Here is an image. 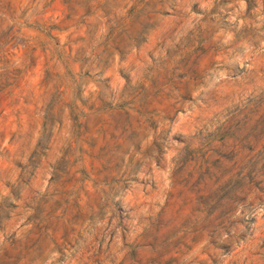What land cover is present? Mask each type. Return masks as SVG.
I'll use <instances>...</instances> for the list:
<instances>
[{"label": "rangeland", "instance_id": "rangeland-1", "mask_svg": "<svg viewBox=\"0 0 264 264\" xmlns=\"http://www.w3.org/2000/svg\"><path fill=\"white\" fill-rule=\"evenodd\" d=\"M0 264H264V0H0Z\"/></svg>", "mask_w": 264, "mask_h": 264}]
</instances>
